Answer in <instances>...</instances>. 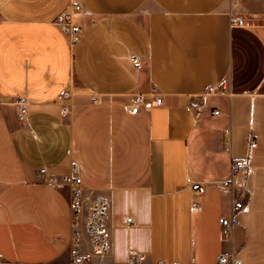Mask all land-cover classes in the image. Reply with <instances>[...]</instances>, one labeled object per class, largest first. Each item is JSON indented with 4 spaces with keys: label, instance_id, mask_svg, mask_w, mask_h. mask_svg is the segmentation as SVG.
I'll list each match as a JSON object with an SVG mask.
<instances>
[{
    "label": "crops",
    "instance_id": "crops-1",
    "mask_svg": "<svg viewBox=\"0 0 264 264\" xmlns=\"http://www.w3.org/2000/svg\"><path fill=\"white\" fill-rule=\"evenodd\" d=\"M75 3L71 47L56 20ZM262 20L264 0H0V264L69 261L71 192L50 180L73 162L85 197L111 204L106 264H264ZM153 93L161 105L129 107Z\"/></svg>",
    "mask_w": 264,
    "mask_h": 264
},
{
    "label": "built area",
    "instance_id": "built-area-1",
    "mask_svg": "<svg viewBox=\"0 0 264 264\" xmlns=\"http://www.w3.org/2000/svg\"><path fill=\"white\" fill-rule=\"evenodd\" d=\"M232 2L235 4L237 0H232ZM82 12V6L75 3L56 20L59 28L67 36L71 47L78 45L84 35L83 27L76 21L77 16ZM233 25H244V20L239 17L238 13H234ZM133 60L136 66L141 69V59L134 57ZM216 91L215 89L208 88L201 97L195 98L189 105V110L192 111L194 120L202 118L204 114L206 108L203 103L204 98L215 94ZM223 91L224 88L219 92ZM67 97H69V94L63 90L60 93L59 99L64 100ZM95 101L99 100L95 98ZM162 103L163 97L160 94L153 93L149 99L145 98L142 94H135L129 107L133 110H138L141 107L150 109L154 104L161 105ZM15 104L19 109L20 119H25L27 115L25 102L22 99H18ZM62 113L67 115L69 110L64 108ZM211 114L216 117L221 113L218 110H213ZM224 141L228 142L227 136H224ZM256 144L254 136H251L250 148L256 147ZM248 164V159L235 160L232 164V178L240 173L246 172L249 169ZM50 184L56 188H68L71 192L69 203L72 216L71 239L69 261L65 264H106V260L110 256L112 250V238L109 228L111 218L110 202L106 199H87L85 197L80 175V165L77 162H73L71 172L68 175L60 179L51 178ZM232 186V179L222 184L224 188H231ZM192 190L198 195H204L207 190V185L195 182L192 184ZM131 220L132 219L129 218L128 222H131ZM220 224L225 234L230 233L234 226L233 221L227 218H221ZM228 262V255H222L219 259V264H228ZM128 264H144V257L131 254L128 258Z\"/></svg>",
    "mask_w": 264,
    "mask_h": 264
},
{
    "label": "rangeland",
    "instance_id": "rangeland-1",
    "mask_svg": "<svg viewBox=\"0 0 264 264\" xmlns=\"http://www.w3.org/2000/svg\"><path fill=\"white\" fill-rule=\"evenodd\" d=\"M261 22H264L263 20Z\"/></svg>",
    "mask_w": 264,
    "mask_h": 264
}]
</instances>
